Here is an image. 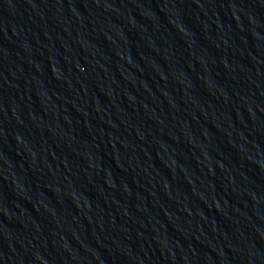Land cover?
Instances as JSON below:
<instances>
[{
  "label": "water",
  "instance_id": "water-1",
  "mask_svg": "<svg viewBox=\"0 0 264 264\" xmlns=\"http://www.w3.org/2000/svg\"><path fill=\"white\" fill-rule=\"evenodd\" d=\"M10 264H264V0H37Z\"/></svg>",
  "mask_w": 264,
  "mask_h": 264
}]
</instances>
